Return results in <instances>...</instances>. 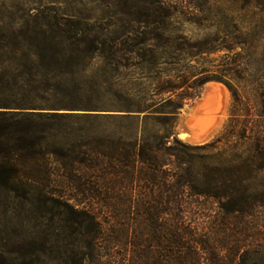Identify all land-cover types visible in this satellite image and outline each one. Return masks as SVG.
I'll use <instances>...</instances> for the list:
<instances>
[{
  "label": "trees",
  "instance_id": "16d2710c",
  "mask_svg": "<svg viewBox=\"0 0 264 264\" xmlns=\"http://www.w3.org/2000/svg\"><path fill=\"white\" fill-rule=\"evenodd\" d=\"M158 6L164 20L112 38L48 17L35 33L0 26L1 51L27 45L66 59L90 46L125 72L97 84L106 101H82L66 79L46 78L38 103L0 88V264H264L262 248L247 249L264 241V0ZM176 15L217 33L192 42L173 33ZM219 53L231 63L192 64ZM209 82L231 93V121L217 141L191 146L176 135L177 115ZM99 105L123 114L102 123L62 112ZM12 215L23 229L14 239Z\"/></svg>",
  "mask_w": 264,
  "mask_h": 264
},
{
  "label": "rangeland",
  "instance_id": "374dc122",
  "mask_svg": "<svg viewBox=\"0 0 264 264\" xmlns=\"http://www.w3.org/2000/svg\"><path fill=\"white\" fill-rule=\"evenodd\" d=\"M169 1L181 0H0V26L3 25L9 30L12 28L16 34L35 33L40 32L41 25L46 23L48 17L52 22L68 25L65 28L78 32L80 36L90 39L112 38L128 32L136 33L139 30V21L151 22L156 16H161L160 18L164 20L162 11L157 12L158 3ZM173 19L176 21L173 33L187 36L195 43L217 33L216 29H203L187 23L179 25L181 15H176ZM69 52L65 59L52 53L46 54L35 46H16L0 50V88H10V92L20 101L38 103L39 99L45 96L39 90L46 86V78L52 79L51 84L66 79L67 82L84 89L79 96L82 101L109 99L110 96L104 95V91L98 92L97 84L102 81H107L111 85L118 84L125 72L117 68L115 63L107 62L106 58L94 56L95 52L90 46L72 47ZM84 52L91 54V57L85 59ZM224 54L210 55L204 59L194 60L192 64L213 68L219 64L231 63V57L224 59ZM250 89L252 86L249 87L248 98L250 104L256 107L258 104L256 89L254 88L251 93ZM4 96L10 101L15 100V97L10 96L9 93ZM218 97H222L225 102L224 118L220 126L207 138L206 133L201 131L200 122L207 116ZM232 106V95L224 84L218 82L205 84L200 97L184 104L177 115L175 132L178 139L191 146L217 141L225 133L231 121ZM96 107L67 108L62 112L76 114L75 116L87 114L106 118L101 120L102 123L123 114L105 105ZM12 108L4 110L24 111ZM209 131L207 133H210ZM262 177L264 178V173ZM6 224L8 233L13 239L22 233L19 219L15 216L8 218ZM261 248L264 252V241L259 245L249 243L247 246L250 250Z\"/></svg>",
  "mask_w": 264,
  "mask_h": 264
},
{
  "label": "bare ground",
  "instance_id": "6f19581e",
  "mask_svg": "<svg viewBox=\"0 0 264 264\" xmlns=\"http://www.w3.org/2000/svg\"><path fill=\"white\" fill-rule=\"evenodd\" d=\"M218 92V90H216ZM225 114V102L222 97H218L209 109L201 123L202 133H206L207 138L220 126ZM212 128V129H211ZM210 130V131H209ZM210 133H207V132ZM209 134V135H208Z\"/></svg>",
  "mask_w": 264,
  "mask_h": 264
}]
</instances>
